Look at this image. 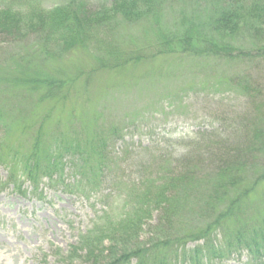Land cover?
<instances>
[{"label": "trees", "instance_id": "16d2710c", "mask_svg": "<svg viewBox=\"0 0 264 264\" xmlns=\"http://www.w3.org/2000/svg\"><path fill=\"white\" fill-rule=\"evenodd\" d=\"M122 25L142 27L143 38L150 34L153 53L127 45L119 35ZM263 29L264 0H107L94 8L87 0L51 8L40 0H0V40L5 50L19 48L7 55L0 49V67L10 64L0 68V160L22 164L37 191L49 174L58 176L50 175L52 186L67 187L64 160L70 158L75 182L69 190L97 193L121 132L104 110L94 118L75 115L63 132L50 128L51 107L47 112L40 107L65 102L77 82L53 75L51 61L92 48L93 73H123L171 57L236 69L264 60ZM31 38L38 46L27 45ZM229 80L248 107L227 145L216 149V164H194L196 156L187 148L182 156L172 154L155 175L117 183L118 211L110 206L71 248L69 259L81 252L88 264H216L246 253L247 264H264V87L248 74ZM17 134L25 142L8 145ZM208 141L195 136L186 147L206 148ZM8 176L4 184L13 182L24 193L13 169Z\"/></svg>", "mask_w": 264, "mask_h": 264}, {"label": "rangeland", "instance_id": "374dc122", "mask_svg": "<svg viewBox=\"0 0 264 264\" xmlns=\"http://www.w3.org/2000/svg\"><path fill=\"white\" fill-rule=\"evenodd\" d=\"M40 1L45 8H51L67 0ZM87 1L94 8L107 0ZM119 33L127 45L134 42L135 49L143 54L153 53L156 48L150 34L143 38L142 27L125 25ZM118 38L115 34V39ZM28 44L38 46V41L31 38ZM6 47L0 40V49L4 48L6 55L19 52L16 46L5 50ZM94 51L86 48L50 62L53 75L77 81L75 91L65 102L45 103L39 111L47 112L51 107L50 128L60 126L61 132L70 126L69 120L75 115L94 118V113L103 110L104 116L111 115L108 120L121 132V139L110 149L114 154L112 168L104 178L100 177L101 190L83 194L69 190V185L75 182V172L70 168V158H66L63 181L67 187L52 186L50 175L54 179L58 176L49 174L42 178L39 190L34 191L22 164L6 156L0 160V264H88L81 252L73 260L69 259L71 248L92 230L110 206L118 211L117 183H132L143 176L155 175L172 154L182 156L187 148L196 156L194 164H216V149L227 145V137L234 135L230 131L238 126L240 113L248 107V100L228 79L248 74L264 87V60L236 65L238 68L233 69V66H217L213 62L204 64L171 57L132 65L123 73H93L90 63L95 57ZM44 56L40 55L44 59L39 64L42 68L46 64ZM182 62L186 64L181 65ZM9 66L7 63L0 68ZM203 135L209 140L204 143L206 148L203 144L186 147L191 138ZM11 137L8 145L16 147L20 140L22 144L25 142L21 134ZM11 169L18 177L17 185L24 183L20 188L24 193L14 190L13 182L4 184L10 179ZM107 195L110 197H102ZM195 246L189 244L190 248ZM248 260L243 253L216 264H247Z\"/></svg>", "mask_w": 264, "mask_h": 264}]
</instances>
